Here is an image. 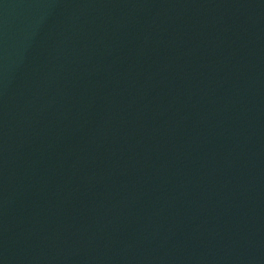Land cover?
Returning a JSON list of instances; mask_svg holds the SVG:
<instances>
[{"label":"water","instance_id":"obj_1","mask_svg":"<svg viewBox=\"0 0 264 264\" xmlns=\"http://www.w3.org/2000/svg\"><path fill=\"white\" fill-rule=\"evenodd\" d=\"M0 264H264V0H0Z\"/></svg>","mask_w":264,"mask_h":264}]
</instances>
